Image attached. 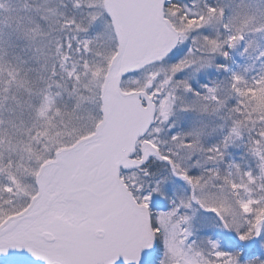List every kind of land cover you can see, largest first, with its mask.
<instances>
[{
	"label": "snow or ice",
	"instance_id": "1",
	"mask_svg": "<svg viewBox=\"0 0 264 264\" xmlns=\"http://www.w3.org/2000/svg\"><path fill=\"white\" fill-rule=\"evenodd\" d=\"M242 5L164 0L168 38L144 72L146 127L128 156L145 175L149 161L159 162L165 174L148 190L123 175L131 173L126 163L117 170L127 153L111 168L103 155L120 75L115 61L129 51L118 10L134 0H106L117 39L108 52L98 44L102 32L88 35L103 12L85 24L56 8H31L48 25L47 32L39 24L23 29L38 69L0 58V98L11 93L15 103L0 118V264H264V49L250 39L264 37V11ZM98 6L60 0L73 13ZM250 50L260 64L251 77L252 65L231 68L233 53ZM93 97L103 116L86 128L93 118L84 104ZM237 148L251 164L229 158ZM174 185L184 191L176 200L166 195ZM157 200L167 201L166 210L153 212ZM130 243L136 251L126 250Z\"/></svg>",
	"mask_w": 264,
	"mask_h": 264
},
{
	"label": "rangeland",
	"instance_id": "2",
	"mask_svg": "<svg viewBox=\"0 0 264 264\" xmlns=\"http://www.w3.org/2000/svg\"><path fill=\"white\" fill-rule=\"evenodd\" d=\"M95 2L99 5L95 9H80L75 13L72 12L71 8L65 9L60 7V0H0V4L4 7L0 8V58L4 61L10 62L14 66H22L25 69H38V65L36 63V57L39 53L35 50L34 47H30L28 40L23 34V29L29 27H35L37 24L43 29L44 32L48 31V25L44 24L39 20V16L37 13L31 11L33 6L39 7L41 10L56 8L57 12H63L67 15H75L77 20H82L85 24H88L89 14L94 12L97 15H100L103 9L102 0H95ZM188 0L181 1V5L186 4ZM241 0H234V4H240ZM247 6L249 11H264V0H243V5ZM164 13L166 15V10L164 8ZM19 24V28L17 25ZM100 31L103 33V38L98 44L101 45V50L108 52L112 50L116 46L115 37L113 35V31L110 26V22L104 15H101L100 20L96 23L95 27L88 33V35H92L94 32ZM53 36L57 35L56 33L52 34ZM250 39L255 41V45H257L260 49H264V37L255 36L250 37ZM36 40H40V36H36ZM239 51V50H237ZM256 53L250 50L248 56L240 57L237 53H233L234 64L231 65L232 70H243V68L247 65H252V71L249 73V76L256 75L257 71L260 69V64L258 62L253 63L254 57ZM252 57V59L249 58ZM91 60H98L97 57H90ZM258 63V64H257ZM239 65V69L236 67ZM149 67H144L138 76H127L123 78L120 83V87L124 93H130L132 91H142V88L145 83L144 72L150 70ZM30 75L35 76L36 73H30ZM84 95L92 96L93 93L87 90H83ZM11 93L9 94V99L7 101H3L0 98V103H3V108H0V118L9 117V112L5 111V109H15V103L11 100ZM63 101L67 102L69 106H71L74 101L70 100L67 95H64ZM84 107L91 114L93 119L87 120L85 122L86 128H90L93 126L94 119L102 117L100 114L99 103L96 101L95 97H93L91 102H86ZM14 116L17 113H13ZM19 119H17V123ZM82 129V130H86ZM15 131V129H12ZM167 137L162 133L159 137L160 140H165ZM67 139V137H65ZM138 146L136 145L135 150L137 151ZM243 149L237 148L232 149L230 151V159L234 160L237 163H240L241 166H246L252 163L249 157H245L244 160H240L239 157L242 155ZM149 175L142 174L138 171H131V173H127L125 177L127 178L130 174L134 177V182L137 186L142 187L145 190H148L152 186V182L159 175H163L160 168L159 162L151 161L148 165ZM155 173L156 175H153ZM4 181V177L0 176V182ZM166 195L173 200L178 199L182 195H184V191L181 186L174 185L171 189H169ZM17 204L23 203L22 199H18L16 201ZM159 208V209H158ZM167 208V201H159L157 200L154 204L153 212L164 211ZM196 239L199 242V234H197ZM203 247V245H201Z\"/></svg>",
	"mask_w": 264,
	"mask_h": 264
},
{
	"label": "water",
	"instance_id": "3",
	"mask_svg": "<svg viewBox=\"0 0 264 264\" xmlns=\"http://www.w3.org/2000/svg\"><path fill=\"white\" fill-rule=\"evenodd\" d=\"M103 3L105 4L106 0ZM163 6V0H134V6L118 10L122 24L129 34V51L126 56L115 61L120 75L116 76V90L111 94L112 122L105 131L103 149V155L109 168L119 160L122 152L127 154L123 162L117 163V170L124 168L125 163L129 169L133 167L128 156L135 151L137 134L146 127L144 113L140 108L143 93L123 94L119 89V83L124 73L133 69H141L159 58L168 38L167 31L160 23L164 20ZM104 8L111 21V13L107 7ZM101 113L103 116L102 111ZM94 139L95 137H89V140ZM136 249V243L126 245L128 252L136 251ZM118 258L123 259L124 257L120 255Z\"/></svg>",
	"mask_w": 264,
	"mask_h": 264
},
{
	"label": "trees",
	"instance_id": "4",
	"mask_svg": "<svg viewBox=\"0 0 264 264\" xmlns=\"http://www.w3.org/2000/svg\"><path fill=\"white\" fill-rule=\"evenodd\" d=\"M181 1L183 2L184 0H177V2H178L179 4H182ZM257 64H258V63H257Z\"/></svg>",
	"mask_w": 264,
	"mask_h": 264
}]
</instances>
